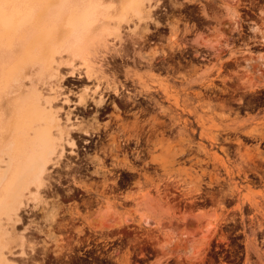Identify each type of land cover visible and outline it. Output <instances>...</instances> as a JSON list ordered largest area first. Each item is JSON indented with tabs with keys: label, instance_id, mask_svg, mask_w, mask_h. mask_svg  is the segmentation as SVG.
<instances>
[{
	"label": "rangeland",
	"instance_id": "obj_1",
	"mask_svg": "<svg viewBox=\"0 0 264 264\" xmlns=\"http://www.w3.org/2000/svg\"><path fill=\"white\" fill-rule=\"evenodd\" d=\"M157 5L119 23L100 56L104 80L126 83L135 106L96 112L90 103L83 112L62 95L76 100L95 80L46 84L67 92L56 104L72 121L109 127L92 138L72 133L79 146L67 145L55 169L62 184L21 211L15 264H264V0ZM67 162L89 170L73 173ZM109 216L126 224L92 230Z\"/></svg>",
	"mask_w": 264,
	"mask_h": 264
},
{
	"label": "bare ground",
	"instance_id": "obj_2",
	"mask_svg": "<svg viewBox=\"0 0 264 264\" xmlns=\"http://www.w3.org/2000/svg\"><path fill=\"white\" fill-rule=\"evenodd\" d=\"M151 1L0 0V264L17 262L16 258H13L14 262L10 257V240L14 237L16 224L21 220L23 208H27L30 202L39 203L43 190L54 187L55 181L58 185L62 184V174L59 177L55 169L66 157L67 145L71 149L79 146L72 133L78 132L90 138L101 133L102 126L94 125L92 131L89 124L74 122L70 111L65 110V115L62 114L64 107L58 106L56 101L67 92L61 93L53 84L47 90L46 84L56 78L63 79L65 75L81 78L84 75L86 79L95 80L93 87L86 86L84 92L75 96L76 100L72 97L75 101L68 94L62 95L64 106H80L83 112H88L91 104L96 112L108 107L120 110L122 106L130 108V105H136L137 94L130 92L126 83L116 78L104 80L105 69L109 66L100 56L103 48L112 47L109 46V38L120 32L118 24L128 21L131 16H143L144 9L146 12L147 8L151 9ZM158 2L154 1V7ZM115 53L121 58L125 56L120 49ZM77 59L81 60V69V65L85 66L83 72L72 64ZM66 65L70 66L69 71L63 72L62 67ZM80 107L77 109L80 110ZM107 127L102 130L106 131ZM118 137L114 134L111 139L116 144L115 151L122 147ZM81 139L84 144L91 142L87 137ZM134 141L138 143V137ZM102 158L100 161L103 163ZM64 166L74 169L73 173L88 169L86 165H73L71 162ZM73 196L75 194L71 192L70 197ZM112 217H101L98 226H91L92 230L104 233L126 224V221ZM22 243L25 246V242ZM20 247L23 249V246Z\"/></svg>",
	"mask_w": 264,
	"mask_h": 264
},
{
	"label": "flooded vegetation",
	"instance_id": "obj_3",
	"mask_svg": "<svg viewBox=\"0 0 264 264\" xmlns=\"http://www.w3.org/2000/svg\"><path fill=\"white\" fill-rule=\"evenodd\" d=\"M130 106H131V105H130ZM134 106H135V105H134ZM124 108H125V107H124ZM127 108H128V107H127ZM120 110L124 111V110H123V109H121V108H120ZM120 110H119V111H120ZM125 110H126V109H125ZM121 148H123V147H121ZM109 156H110V155H109Z\"/></svg>",
	"mask_w": 264,
	"mask_h": 264
}]
</instances>
